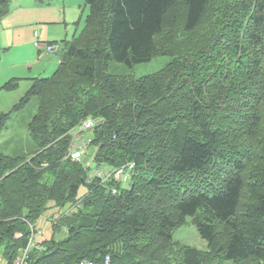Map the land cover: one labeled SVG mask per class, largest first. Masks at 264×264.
I'll return each instance as SVG.
<instances>
[{"label": "trees", "instance_id": "16d2710c", "mask_svg": "<svg viewBox=\"0 0 264 264\" xmlns=\"http://www.w3.org/2000/svg\"><path fill=\"white\" fill-rule=\"evenodd\" d=\"M12 1L0 0V20ZM86 3L80 32L53 41L63 46L56 70L31 77L13 106L37 98L32 151L0 153L7 264L51 200L81 205L58 218L27 264H264V0ZM157 55L173 58L152 74L108 71L111 59L133 66ZM10 118L0 112V133ZM86 119L90 138L79 140L89 158L135 162L128 186L89 180V166L66 158ZM188 217L208 249L175 240Z\"/></svg>", "mask_w": 264, "mask_h": 264}, {"label": "rangeland", "instance_id": "374dc122", "mask_svg": "<svg viewBox=\"0 0 264 264\" xmlns=\"http://www.w3.org/2000/svg\"><path fill=\"white\" fill-rule=\"evenodd\" d=\"M19 2L20 0L12 1L11 11L0 20V86L9 79H12V75H8L2 79L9 72H15L13 77L20 78L17 89L12 91L0 90V112L11 111V118L0 133V153L6 155H17L32 151L33 145L28 124L37 112V98H32L25 107L18 110H14L13 106L28 90L31 84V77L50 76L60 62L59 57L52 55L39 65H35V62H32L35 52L31 49L27 40L29 38L33 39V35L35 37L33 28L34 31L39 32L38 25L45 24L51 28L52 35L50 36L52 38L49 40L70 39L74 34L77 35L80 32L84 26L86 15L89 12L86 0H51L48 4H39L37 2L26 3L23 6L24 11H19V6L17 5ZM40 7H43L41 8L42 10ZM46 16L49 18L48 20H44ZM30 20H37L32 23L34 27H31L27 23ZM16 30H19V35L15 37ZM55 43L57 44V42ZM47 44L50 45L51 43ZM46 47L48 46L43 44V48H41V52L39 53V59H41L39 61L48 56ZM42 55L43 57L41 58ZM172 58L169 55H157L147 62L137 63L133 66L111 59L108 63V71L112 74L132 75L135 78H139L164 68ZM86 134H89V132L87 131ZM80 136L79 134L75 137L71 146L77 143ZM89 153L90 151L83 152V154L87 155ZM70 158L74 159L73 157ZM86 191V186H81L79 195ZM54 204H56L54 200L48 203V208L44 212L45 219L55 216H52L54 210L51 209ZM67 208H59L57 210L64 212ZM42 220L36 225L38 230L41 228ZM51 230L52 232L54 231L53 225L51 226ZM174 238L182 245L195 246L203 250L208 249L207 242L199 235L190 217H188L187 222L183 226L174 231ZM225 264L234 263L232 260H227Z\"/></svg>", "mask_w": 264, "mask_h": 264}, {"label": "built area", "instance_id": "2783aa9c", "mask_svg": "<svg viewBox=\"0 0 264 264\" xmlns=\"http://www.w3.org/2000/svg\"><path fill=\"white\" fill-rule=\"evenodd\" d=\"M59 49H60V46L58 44H50L47 47V51L51 53H57ZM90 125H92L91 120L84 121L82 123L81 129L84 127H88ZM87 145L88 143L84 139L77 141V143L72 145L67 157H73L74 160L82 159V157L85 155L83 154V152L86 151ZM87 165L89 166L90 162H87ZM134 166H135L134 162H128L125 165H122L115 169H110L107 167H98L94 165L92 166L90 177L91 178L97 177L101 181H106L107 179L112 178L115 181L127 183L132 177ZM116 191L117 189L113 187L112 192L116 193ZM34 239H35V235L32 233L28 246L16 258V260L14 261V264H26L27 263L26 259L28 257V252L33 247L36 246L34 245ZM79 264H94V262L92 260L86 259L80 262ZM106 264H109V259H107Z\"/></svg>", "mask_w": 264, "mask_h": 264}, {"label": "crops", "instance_id": "0c3cea01", "mask_svg": "<svg viewBox=\"0 0 264 264\" xmlns=\"http://www.w3.org/2000/svg\"><path fill=\"white\" fill-rule=\"evenodd\" d=\"M32 2H36V1L35 0H20V2L17 3V5L19 6V11H24L25 9H24L23 6L26 3H32ZM14 6H15V4H14ZM41 8H43V7H40V9ZM48 19L49 18L46 16V18L44 20H48ZM34 21H37V20H30V21H27V23L31 27H34V25H32V23ZM38 27H39V39L42 41L41 44L38 47H36V45H35L36 36L34 37V35H33V39L29 38L27 40L28 44L31 47V49L35 52L33 54L34 57H33V61H32V62H35L34 63L35 65H39L40 63H42L43 61L47 60V58L51 56V55L48 54V56L42 58L43 57V55H42L41 56L42 61H39V60H41V59H39V53L41 52V48H43L44 42L54 41V40H49V39L52 38V36H50L52 34H51V28L48 25L40 24V25H38ZM34 33H35V31H34V28H33V34ZM40 33H42V35H40ZM18 35H19V30H16L14 36L16 37ZM32 42H33V46L34 47L32 46ZM52 56H54V55H52ZM48 65H49V63H48ZM14 73L15 72H9V73L5 74V76H3L2 79L6 78L8 75H12V77H13V75H15ZM48 219H50V218L48 217L47 219L42 220L43 223L41 224V228H39L41 230V234L39 235L38 241H41V239H49L52 236L51 224H50V220H48ZM0 264H7L5 258L2 256L1 253H0Z\"/></svg>", "mask_w": 264, "mask_h": 264}, {"label": "clouds", "instance_id": "9594fccd", "mask_svg": "<svg viewBox=\"0 0 264 264\" xmlns=\"http://www.w3.org/2000/svg\"><path fill=\"white\" fill-rule=\"evenodd\" d=\"M92 121V125H90V126H88V127H84V128H82L81 129V126H82V123H80V125L78 126V128H80L81 130H82V133H83V137H89L90 138V136H89V134H86V132L88 131L87 129H89L90 127H92L93 126V124H94V121L93 120H91ZM89 132V131H88ZM75 136V135H74ZM76 137V136H75ZM89 144L87 145V148H86V151H89ZM66 158H68V157H66ZM74 160V159H73ZM76 161H81V162H83L86 166H88L87 165V162H90V165H89V167H90V170H89V180H92V179H94V178H97V177H94V178H91L90 177V172H91V169H92V166H94V165H96V163H95V161H93L91 158H89V155H87V154H85L83 157H82V159H77ZM129 162H133V161H129ZM128 163V162H127ZM135 163V162H134ZM126 164V163H125ZM125 164H123V165H125ZM96 166H98V167H107V168H110V169H115L114 167H110V166H107L106 164H101V165H96ZM122 166V165H121ZM120 167V166H119ZM116 168H118V167H116ZM134 168H135V166H134ZM133 172H134V169H133ZM132 177H133V173H132ZM132 177H131V179L127 182V183H122V182H118V181H116L117 183H120L122 186H128L129 184H130V182L132 181ZM99 179V178H98ZM108 180H113V181H115L114 179H112V178H109V179H107L106 181H108ZM106 181H101V182H106ZM81 205V201H77L76 203H73V204H70V205H67V206H59V205H57V204H54L53 206H52V210H54L53 211V213H52V216H54L53 218L52 217H50V224H51V226L52 225H54V223L58 220V218L60 217V216H62V215H65V214H70L71 212H73L74 210H76L79 206ZM65 207H68L67 208V210H65L64 212H59L57 209H59V208H65ZM44 217V218H43ZM46 217H45V213H43L40 217H39V219L36 221V223L35 224H31V234H30V238H31V235H32V233L35 235V239H34V245H36L35 247H40V245H38L39 244V242H41L42 240H44V239H41V241H38V238H39V235L41 234V230L39 229H37L36 228V225L42 220V219H45ZM52 234H53V232H52ZM51 238V237H50ZM29 241H30V239H29ZM28 244H29V242H28ZM34 248V247H33ZM21 253V252H20ZM19 253V254H20Z\"/></svg>", "mask_w": 264, "mask_h": 264}]
</instances>
